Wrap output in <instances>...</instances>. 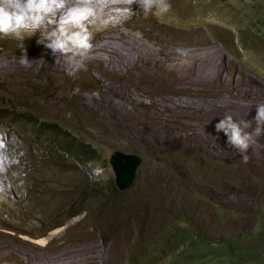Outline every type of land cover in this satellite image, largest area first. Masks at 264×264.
I'll return each mask as SVG.
<instances>
[{
    "label": "rangeland",
    "instance_id": "rangeland-1",
    "mask_svg": "<svg viewBox=\"0 0 264 264\" xmlns=\"http://www.w3.org/2000/svg\"><path fill=\"white\" fill-rule=\"evenodd\" d=\"M167 2V13L145 18L138 10L122 27L92 26L102 58L93 57L75 77L59 63L54 69L50 50L36 44L39 32L0 38V106L25 113L20 126L9 117L0 123V264H129L132 256L134 264H178L181 257L153 254L150 242L136 238L138 227L147 238L169 240L159 227L165 224L152 220L162 208L188 215L207 239L258 231L264 135L240 153L215 124L228 115L251 120L264 103V0ZM107 35L110 47L103 48ZM121 40L133 45V59L119 49ZM19 42L34 59L30 66L17 63ZM76 87L79 93L72 95ZM29 116L70 131L67 141L92 143L99 160L45 167L57 153L48 160L35 150ZM116 152L134 168L119 164ZM121 171L131 177L119 189L133 209L131 218L108 202V183L118 185ZM191 189L220 209L208 214ZM173 198L195 205L177 207Z\"/></svg>",
    "mask_w": 264,
    "mask_h": 264
},
{
    "label": "clouds",
    "instance_id": "clouds-1",
    "mask_svg": "<svg viewBox=\"0 0 264 264\" xmlns=\"http://www.w3.org/2000/svg\"><path fill=\"white\" fill-rule=\"evenodd\" d=\"M170 8L167 0H0V38L32 37L39 32L36 44L50 50L54 62H63L66 72L75 77L77 71L86 70L89 57L102 58L96 51L93 22L98 30H107L122 27L138 10L147 18L167 13ZM236 31L241 33L237 27ZM238 39L243 47L242 34H238ZM17 49V63L30 66L34 59H29L25 43L19 42ZM177 52L184 54L180 48ZM78 93L79 87L74 88L72 95ZM255 110L251 120L236 121L228 115L215 124L216 132H223L228 145L240 153L247 152L255 137L264 135V103ZM248 159L242 155L243 162ZM116 188L122 189L117 184ZM246 234L251 233L229 236L239 238Z\"/></svg>",
    "mask_w": 264,
    "mask_h": 264
},
{
    "label": "trees",
    "instance_id": "trees-1",
    "mask_svg": "<svg viewBox=\"0 0 264 264\" xmlns=\"http://www.w3.org/2000/svg\"><path fill=\"white\" fill-rule=\"evenodd\" d=\"M29 114L31 115V113ZM24 115L25 113H18V110L16 111L14 106H0V123L5 122L9 117L13 123H17L20 126V119ZM26 118H28V123L33 127L27 134L30 136L35 150L43 152V155L47 157L48 160L52 159L53 151H56L57 158H61H56L55 162L48 161L45 167L56 170L54 165H56L58 169H61L63 163L69 160L82 163L99 160L98 151L92 143L79 140L77 137L76 143L67 141L66 138L68 135L66 134H70V131L64 130L57 123L39 121L37 119L32 120L30 116ZM63 131L64 133H61ZM59 136L65 139L58 142L57 139ZM46 144H48V147ZM107 188L110 195V199L108 200L110 205L118 212V215L120 212H125L127 216L131 218L133 216V209L127 200L123 198L125 192H120L114 185L112 179H110ZM191 192L196 199L207 205L208 214L214 213L213 210L215 209H220L217 203L212 202L209 197L203 193L195 189H191ZM88 195L89 193L87 196L84 195L81 202L86 201ZM161 197L162 195L158 197L160 201ZM171 204L177 207H183L186 204L194 203L185 202L184 198L181 202H178L173 198ZM200 205L201 203L197 204V206ZM78 212L79 211L73 212L72 216H75ZM151 215L154 218L152 220H155L156 223L165 224L164 227L161 225L159 227L164 229L162 230V234L164 236L168 235L169 237L167 241L152 240L144 235L142 229L136 228V238H140L144 242H150L153 246V254L163 250L164 254H172L176 259L181 257L178 264H264L262 255V249L264 251V203H262L254 213V217L258 220V231L253 234L242 236L245 237L244 239H241L242 237L238 238L232 236L225 238H222V236H211L210 239H207L204 236H199L192 227V219L188 215L185 213H173L170 209L162 208L153 212ZM259 238H263L262 249L259 248L257 244ZM101 239L103 243H108V238L102 236ZM134 259L135 256H132L129 260V264H134Z\"/></svg>",
    "mask_w": 264,
    "mask_h": 264
},
{
    "label": "bare ground",
    "instance_id": "bare-ground-1",
    "mask_svg": "<svg viewBox=\"0 0 264 264\" xmlns=\"http://www.w3.org/2000/svg\"><path fill=\"white\" fill-rule=\"evenodd\" d=\"M96 23L94 22L93 23V26L95 25ZM124 31V30H123ZM125 34H128L129 35V33L128 32H124ZM123 33V34H124ZM120 34H122V33H120ZM116 36L117 37H119V34H116ZM123 37H125V36H123ZM123 37L121 36L120 38H122L123 39ZM104 40H102V42L100 43V45H101V47H103V46H105V47H107V48H109L110 47V44L109 45H106L105 44V41H106V39L107 38H109V35H107V36H104V37H102ZM101 38V39H102ZM112 38V37H111ZM119 38V39H120ZM119 39H118V41H119ZM128 39V38H127ZM98 40V39H97ZM126 40V39H125ZM122 41V40H121ZM127 41V40H126ZM126 41H122L121 42V47L120 46H118L119 47V49H121L122 47H123V49H124V51L126 50V51H130L129 53H130V57H131V55H132V57L134 56V48L132 47L133 45H131L129 42H126ZM129 41V40H128ZM136 41V40H135ZM141 41V40H140ZM116 42V41H115ZM132 42V41H131ZM112 43V42H111ZM115 44V43H114ZM116 45H117V43H116ZM192 45V44H191ZM112 46H113V44H112ZM124 46H126L127 48H124ZM138 46V45H137ZM141 47V46H140ZM139 47V48H140ZM104 48V47H103ZM113 48V47H112ZM137 48V47H136ZM97 49V48H96ZM111 49V48H110ZM123 49H121V51L123 50ZM141 49V48H140ZM145 49V48H144ZM118 50V49H117ZM136 50V49H135ZM139 50V49H138ZM142 50V49H141ZM149 50V49H148ZM153 50V49H152ZM119 51V50H118ZM125 51V52H126ZM150 51V50H149ZM142 52V51H141ZM118 53V52H117ZM121 53V52H120ZM124 53V52H123ZM123 53H122V55H123ZM140 56V55H139ZM142 56V55H141ZM140 56V57H141ZM144 56H146L144 59L145 60H148V56H147V52L144 54ZM129 58V59H133V58ZM135 57V56H134ZM126 58H128V57H126ZM139 58V57H138ZM142 58V57H141ZM140 58V59H141ZM150 58V57H149ZM50 59V61L52 62L51 63V65L54 67V69L57 67V62H54V60H53V58H49ZM94 58L93 57H89L88 58V60L86 61V62H88V61H91V60H93ZM120 59V58H119ZM112 60H113V58H112ZM114 60H115V58H114ZM121 60H123V59H121ZM126 60V59H125ZM144 61V60H143ZM143 61H141V62H143ZM120 62V61H119ZM134 62V61H133ZM127 63V62H126ZM112 65V64H111ZM59 66H61V67H63V71L65 72L66 70H65V66H64V64H63V62H60L59 63ZM60 68V67H59ZM127 68V67H126ZM182 69V68H181ZM62 70V69H61ZM197 73H199V72H197ZM200 75H201V73H199ZM198 75V74H197Z\"/></svg>",
    "mask_w": 264,
    "mask_h": 264
},
{
    "label": "water",
    "instance_id": "water-1",
    "mask_svg": "<svg viewBox=\"0 0 264 264\" xmlns=\"http://www.w3.org/2000/svg\"><path fill=\"white\" fill-rule=\"evenodd\" d=\"M113 158H115V156H113ZM125 160H128L125 155H123L122 153H118L117 154V161H118L119 164L122 161H125ZM130 163L133 164L131 168H134V162H132V161L131 162L130 161H125V165H130ZM118 179H119V181H118L119 187L120 188L126 187L131 182L130 173L128 171H121L120 172V177H118Z\"/></svg>",
    "mask_w": 264,
    "mask_h": 264
}]
</instances>
